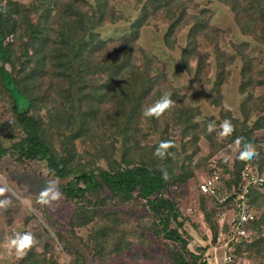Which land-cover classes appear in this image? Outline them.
<instances>
[{"label":"rangeland","instance_id":"374dc122","mask_svg":"<svg viewBox=\"0 0 264 264\" xmlns=\"http://www.w3.org/2000/svg\"><path fill=\"white\" fill-rule=\"evenodd\" d=\"M12 1L31 6L32 9L39 8L36 0ZM45 1L50 7L53 6L54 0ZM180 1L188 5L185 7L188 16L176 25L171 14L165 16L161 13L158 17L146 21L141 9L131 2L110 3V10L116 17V22L91 30L90 37L100 49L111 48L112 53L119 52L118 40L124 38L142 52L138 61L142 65L140 73L146 76L137 83H131L133 81H129V78L132 67L129 66L124 74V80L116 87L117 92H121L125 80L129 83L128 86L126 82L124 83L127 88L122 91L123 95L120 98L124 99L131 93L144 91L148 93V98L157 101L163 94L171 93V98L176 102L175 107L183 108L181 111L170 109L165 112L163 118L152 126L153 129L156 128L155 126L160 128L159 130L156 128L154 132L150 128L154 121L149 124L150 120H147L143 124L141 119L139 125L132 130L134 134L126 132L127 143L136 149L132 152L148 154L152 146L156 145L153 153L146 159L153 158V161L160 162L161 158L154 153L162 141H174L176 151L180 152L181 144L192 138L193 131L188 129L200 124L205 133H208L200 135L191 150L179 154L185 166H188L192 160L190 168L193 173L188 178L190 180L183 183L174 182L163 193L155 194L172 200L177 209V216L172 217L168 222L165 214L162 216L154 214L148 200L141 197L139 190L127 196L113 195L107 190L100 192V199H92L88 196L87 201L68 198L62 189L67 181L55 179L49 174L45 162L26 159L20 156L19 150H12L11 145L24 139L25 133L17 122L13 104L1 99L0 147L2 146L6 152L1 153L0 149V187L7 188L8 191L0 197V200L6 199L11 203L0 208V264H22L21 260L28 250L23 255L17 254L15 249L9 250V241L17 233H31L35 237L36 243L30 250L44 255L42 256L44 260H40L38 264L74 263L75 257L64 250L59 241V234L71 237L70 243L74 244V248L85 253L86 259L81 258L76 262L77 264H173L169 251L171 249L183 251L182 243L163 238L164 223H167L168 232H176L177 236L188 243V252H185L184 256L189 261L195 260L190 254L201 256L205 246H209L211 251L213 247L217 253L220 251V246L214 241L221 226L218 222L217 200L201 194L199 184L212 174V165H217L224 175L235 176V162L242 145L238 148L234 143L236 139L231 140L236 128L230 136L222 137L219 134L221 131L219 125L225 119L239 128L246 125L247 130L252 131L253 139L256 138L257 132L263 129H259L257 125L263 123L264 118V110L258 109L262 104L260 100L264 99V40L245 35L241 30L240 22L245 20L236 18L232 5L237 7L244 0L227 4L221 0ZM189 1H193L197 8H191ZM73 4L80 8L84 7V4L93 8L96 5L95 0H76ZM258 4L263 5L264 1L258 0ZM32 13V23L37 24L41 14L34 11ZM193 17L205 21L206 33L210 39L208 37L199 41L198 36L193 35ZM258 20L262 26L260 18ZM21 26L23 28L20 30L25 33L18 49H10L15 39L14 26L11 23L5 41L6 47L12 50L15 58L25 61L26 51L35 48L28 47L32 43L30 33L26 31V26ZM30 53L28 52V55ZM241 53L253 62L250 70L254 74L249 75L250 82L243 77L246 60L242 58ZM152 59L156 64L151 62ZM34 63L36 58L31 59L29 64L34 66ZM17 72L19 71L11 67L15 80L19 78ZM160 73L166 76V80L158 78ZM148 79H151L150 82ZM32 80L33 78L29 76L27 81ZM144 85L148 88L142 90ZM128 89L132 91L128 92ZM256 103L257 107L253 105ZM47 104L51 106V102ZM181 112L190 120L188 123L185 117L179 116ZM113 115L109 111L103 120L96 122L94 114L90 113L82 116V120L74 122V127L78 129L82 127L80 130L85 137L90 128L106 134L109 140L119 146L114 145L117 148L114 159L117 161L125 159V151L120 146V131L125 127L122 123L120 126L112 125ZM98 116L101 117L100 114ZM210 122L216 124V129L211 133L207 127ZM209 134L215 136L217 145L212 144L211 138L207 137ZM251 144L256 147V142ZM78 148V153H81L78 160L85 169L93 168L91 167L93 161L98 166L104 165V162H98L94 151H91V155H87L86 151L90 152V150H86L84 146ZM193 150L197 152L194 153ZM191 153H194L192 157H190ZM130 159L132 163H140L137 157ZM51 182H55L62 198L50 204H40L39 195ZM81 205L87 211L84 218L91 217L90 219L97 221L102 218V213L106 212L109 214L108 218L113 221L120 219L126 224L136 225L139 229L138 236L143 235L145 242L134 238L130 248L125 251L123 248L121 254L111 250L103 253L101 257L98 255V249L93 245L89 247L82 245L73 237L74 232V236L81 237L87 242L94 226L93 223L84 227H74L71 224ZM258 210H264V207ZM263 219L264 216L259 221ZM260 230L264 236V225L260 226ZM236 264H264V259L257 258L256 254L245 253L238 258Z\"/></svg>","mask_w":264,"mask_h":264},{"label":"trees","instance_id":"16d2710c","mask_svg":"<svg viewBox=\"0 0 264 264\" xmlns=\"http://www.w3.org/2000/svg\"><path fill=\"white\" fill-rule=\"evenodd\" d=\"M74 1L76 0H54L53 6L50 7L45 0H36L39 8L32 9L31 6L17 4L12 0H0V100L5 99L13 104L17 122L25 133L24 139L12 144L11 148L19 150L20 156L26 159L40 163L45 162L49 174L53 175L55 179L67 181L62 189L70 199L87 201L88 196H91L92 199H100V192L107 190L113 195L127 196L139 190L141 197L148 200L154 214L160 216L165 214L169 222L172 217H176L178 214L175 204L172 200L163 196H155V194L163 193L174 182L183 183L190 180L188 178L193 173L190 168L192 160L188 166H185L179 154L184 153L185 150H191V147L199 139L198 137L208 133H205L200 124L188 129L193 131L192 138L181 144L180 152L176 151V147L169 149L168 154L161 158L160 162L153 161V158L146 159L153 153L156 145L152 146L151 153L148 154L141 155L142 153L138 152V155L136 152H132L135 148L127 143L126 132L134 134L132 130L139 125L141 119L143 124L147 120H150L149 124L154 121V124L149 126L152 128L160 118H163V116L157 119L143 115L142 110L156 102V100L148 98L147 92L139 91L136 94L127 95L124 99L120 98L123 95L122 91L129 84L126 80L127 86L124 82L121 92H117L116 87L124 80V74L129 66L132 67L129 78V81H133L131 83H137L146 76V74L140 73L142 65L139 63L138 57L142 52L131 41L124 38V40H118L117 45L120 49L117 48V50L119 52L112 53L111 48L104 49L105 47H102L100 49L99 45L94 44L90 37L92 36L91 30L116 22L117 19L110 10V3L113 2L115 4L131 2L135 7L141 9L146 21L158 17L161 13H164L165 16L171 14L175 25L188 16L187 10H185L188 5L183 4L180 0H95L94 8L86 4L80 8L74 6ZM221 1H225L226 4L236 2V0ZM189 6L197 8L193 1H189ZM232 6L236 18L245 20L240 22L242 32L245 35H252L258 40H264V4L259 5L258 0H244L237 7ZM33 11L41 14L37 24L32 23L31 20ZM25 18H27L26 21ZM193 18V35H197L199 41L208 37L210 39L206 33L205 21L197 17ZM259 18L262 21V26L259 24ZM14 20L16 21L14 22ZM9 23L13 24L15 32L14 44L10 49H18L19 43L23 42L21 38L24 37L25 32L20 30L23 28L21 25L26 26V31L30 33L32 43L28 47L35 49L26 51L25 61L15 58L12 50L6 47L5 38L9 34ZM31 51L32 53H30ZM28 52L31 55H28ZM241 54L242 58L246 60L243 77L248 80L247 82H250L249 75L253 73L250 68L253 62L252 59L244 56V53ZM33 58H36V63L31 66L29 63ZM151 62L155 63V60L152 59ZM11 67L19 71L17 80L13 78ZM29 76L33 78L30 82L27 81ZM158 78L166 80V76L162 73L158 75ZM150 80L148 79V82ZM147 88L146 85L142 86V90ZM131 91L128 89V92ZM172 99L174 100V98ZM261 101L262 104L258 109L263 111L264 99ZM48 102H51V106H48ZM253 105L257 107L258 104ZM171 109L181 111L183 108L174 106ZM109 111L114 114L111 124L120 126L122 123L125 127L120 131V146L125 151L123 160L116 161L114 159L118 145L116 146L113 141L109 140L106 134L90 128L85 137L83 131L80 130L82 127L80 129L74 127V122L82 120L84 115L94 114V119L97 122L103 120ZM99 114L102 118L98 116ZM179 116L185 117L187 123L190 121L182 112ZM262 121L263 123L257 125L259 129L264 128V118ZM80 125L82 126V122ZM155 127L160 129L159 126ZM156 128H152L153 132L157 130ZM235 128L236 132L232 135L231 140L243 137L245 143L256 142V147L253 145L258 153L256 157L260 156L262 150L257 138L253 139L251 136L252 131L247 130L246 125H242L240 128L235 126ZM207 137L211 138L212 144L217 145L213 134H209ZM77 142H79L78 146H84L86 150H90V152L86 151L87 155H91V151H94L98 162H104V165L98 166L93 161L91 166L93 168L85 169L78 160L81 153H78ZM172 142L174 143V141ZM0 149L1 153L6 152L2 146ZM194 153H191L190 157ZM130 157L139 158L137 161L140 163H132ZM249 161L240 160L238 155L235 162L236 177L239 178L243 167ZM259 166L261 170H264V161L259 162ZM162 170L167 171L169 179H163ZM253 203L256 209L264 207V195L256 192ZM84 209L85 207L81 205L71 224L74 227H84L93 223L92 233L87 242H84L81 237L74 236V232L72 233L73 237L79 240L82 245L88 247L93 245L98 249V255L101 257L103 253L111 252V250L121 254L123 248L124 251L130 248L134 238L145 242L143 235L139 234L138 236L139 229L136 225L126 224L120 219L113 221L108 218L109 214L106 212H103L102 218L97 221L90 219L91 217L84 218V214L87 213ZM166 224H163L165 226L162 230L163 238L182 243L181 250L183 251L175 249L169 251L173 264H209L206 259L207 248L202 249L201 256L190 254L195 260L189 261L184 256L185 252H188V243L177 236L176 232H168ZM263 225L264 219L253 223L252 228L256 231L253 240L236 246L238 258L248 253L256 254L257 258L264 259V236L260 230V226ZM58 236L64 250L75 257L73 264H77L76 262L81 258L86 259L85 253L75 249L74 244L70 243L71 237L61 234ZM42 256H44L42 253L28 250L21 263L38 264L40 260H44Z\"/></svg>","mask_w":264,"mask_h":264},{"label":"built area","instance_id":"2783aa9c","mask_svg":"<svg viewBox=\"0 0 264 264\" xmlns=\"http://www.w3.org/2000/svg\"><path fill=\"white\" fill-rule=\"evenodd\" d=\"M256 138L261 147V155L250 160L238 177L224 175L217 166L212 165V174L199 184L201 194L217 200L218 222L222 232L219 241L225 264H236V246L253 240V223L264 216V210L255 208L253 197L256 192L264 195V170L259 162L264 161V128L257 132Z\"/></svg>","mask_w":264,"mask_h":264},{"label":"clouds","instance_id":"9594fccd","mask_svg":"<svg viewBox=\"0 0 264 264\" xmlns=\"http://www.w3.org/2000/svg\"><path fill=\"white\" fill-rule=\"evenodd\" d=\"M175 103L176 102L171 98V93H165L155 103L144 108L142 112L145 117H155L158 119L163 116L165 112L173 108ZM207 127L209 133H211L216 129V124L215 122H210ZM219 127L221 129L219 134L222 137L230 136L235 131V126L227 119H225ZM234 143L238 148L243 144L242 150L239 152L240 160H251L258 155L254 146L251 143H245L243 137H237ZM173 147H175V145L172 141H162L157 147L154 155L163 158L168 154V150ZM162 176L165 180L169 179L166 170H162ZM7 191V188L0 187V197H3ZM61 198L62 194L58 190L55 182H51L41 191L38 202L40 204H50L52 201H57ZM10 203L11 202L6 199L0 200V208H4ZM35 243V237L31 233H17L15 237L9 241V250L15 249L17 254L23 255L27 250H30Z\"/></svg>","mask_w":264,"mask_h":264},{"label":"crops","instance_id":"0c3cea01","mask_svg":"<svg viewBox=\"0 0 264 264\" xmlns=\"http://www.w3.org/2000/svg\"><path fill=\"white\" fill-rule=\"evenodd\" d=\"M217 210H218V207H217ZM219 226V225H218ZM222 227L223 226H219V228L218 229H220L219 231V233L217 234V236L214 238V241H216V244H218L219 246H220V244H221V242L219 241V239H220V236H221V233H223L222 232ZM205 248H207V253H206V259H207V261H208V263L209 264H225V262H224V259H223V251H219L218 253L216 252V249H214V247H213V249H212V251L211 250H209L210 248H209V246H205ZM220 248V247H219ZM219 254V255H218ZM222 260V261H221Z\"/></svg>","mask_w":264,"mask_h":264}]
</instances>
